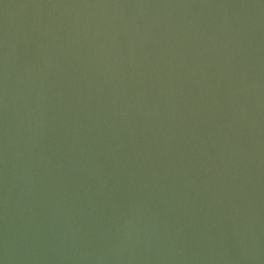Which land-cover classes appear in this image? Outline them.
<instances>
[{
  "label": "water",
  "instance_id": "obj_1",
  "mask_svg": "<svg viewBox=\"0 0 264 264\" xmlns=\"http://www.w3.org/2000/svg\"><path fill=\"white\" fill-rule=\"evenodd\" d=\"M0 264H264V0H0Z\"/></svg>",
  "mask_w": 264,
  "mask_h": 264
}]
</instances>
